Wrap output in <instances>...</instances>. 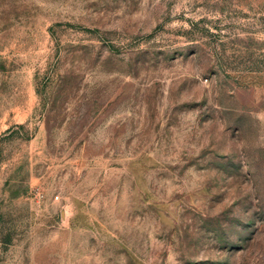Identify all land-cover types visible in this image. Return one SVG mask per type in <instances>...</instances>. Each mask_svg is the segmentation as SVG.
Here are the masks:
<instances>
[{"label": "rangeland", "instance_id": "1", "mask_svg": "<svg viewBox=\"0 0 264 264\" xmlns=\"http://www.w3.org/2000/svg\"><path fill=\"white\" fill-rule=\"evenodd\" d=\"M0 264H264V0H0Z\"/></svg>", "mask_w": 264, "mask_h": 264}]
</instances>
